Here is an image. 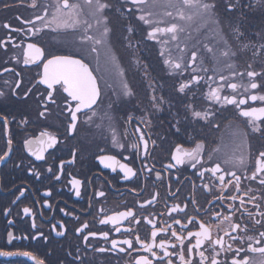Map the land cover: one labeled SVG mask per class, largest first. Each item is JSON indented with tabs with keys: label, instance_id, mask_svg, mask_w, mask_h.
Listing matches in <instances>:
<instances>
[{
	"label": "flooded vegetation",
	"instance_id": "af4514ba",
	"mask_svg": "<svg viewBox=\"0 0 264 264\" xmlns=\"http://www.w3.org/2000/svg\"><path fill=\"white\" fill-rule=\"evenodd\" d=\"M55 2L56 0H38L39 6L33 8L32 0H0V92L3 93L0 95V155L8 151L7 141L9 138L12 140L11 151L0 161V249L29 252L36 257L0 255V264H38L40 259L45 264H81L78 256L85 264H132L140 255L149 256L154 264H167L170 259L174 264H180L178 255L165 256L164 249L157 247L153 249L157 255L152 257L151 253L144 251L142 245L135 241L136 235L142 241H150V234L154 229L148 220H152L157 229L171 226L168 231L158 233L156 238L157 243L160 239L169 241V253H178L181 249L176 237L172 236V230L178 235H184V253L186 258L192 259V264H200V251H204L209 258L214 255L208 242L201 248L188 252L189 241L194 244L195 237H187V233L198 231L201 221L212 226L214 239L222 236L225 247L232 245L230 251H221L219 246L216 247L219 255L215 258L222 264L224 261L230 264L234 250L238 247L245 248L240 258L247 255L251 264H261L264 256L251 252L248 243L264 247V242L257 245L254 241H248L247 237L258 239L259 232L264 231V227L254 224V219H261L256 214V205H260V211H264V186L260 185L259 177L249 180L247 176L253 170L257 150L264 149V136L252 131L251 126L246 123L247 118L240 116L239 109L234 105H221L207 99L209 88L205 80L184 93H180L178 87L191 75L197 74L206 79L213 77L215 82L212 87H216L218 83H222L219 81L221 74L230 76V70L224 67L225 63L233 65L232 70L239 73H246L249 65L257 72L264 69V54L253 56V48L242 47L248 43L257 47L264 43L259 35L264 34V6L258 4L257 0H240L239 9L226 11L228 0H216L224 38L228 40L235 55L226 62L221 58V64L217 66L211 54L203 48V45L218 47L212 32L202 27L199 31L193 28L190 39L187 36L181 37V48L184 47L183 41L187 40L188 49L197 50L199 59L184 72H173L164 64L166 57L160 55L162 49L166 52L171 49L173 56L180 55L168 34L158 35L157 40L148 39L147 32L150 28L138 20L139 12L135 9V15H129L123 9L120 12H107L113 28L112 48L123 72L122 77L117 78L106 70L103 50L100 62L97 63L96 55L89 52L88 42L80 39V29L47 28L35 36L31 34L33 25L25 24L24 21L34 20L35 15L42 14V9L46 6L51 14V6ZM69 2L75 3L76 0ZM107 2L116 8L121 5L125 8L133 7L127 0ZM155 11L162 13L164 9ZM157 19L162 21L160 27L167 26L169 22H178L170 21V18L162 15ZM229 20L232 26L239 24L240 32L243 33L239 41L231 33ZM129 26L134 29L131 33L126 31ZM36 27H39V22ZM88 34L91 35L92 32L89 31ZM163 41L168 43H162ZM29 42L43 47L48 57L75 55L84 59L97 78L101 89V96L94 106L97 115L92 122H88L82 114H78L80 121L77 131L71 135L66 131L68 115L63 103L66 93L59 86L54 93L56 104H48L49 111L45 116L40 115L44 111V96L41 94H46L47 86L37 83L43 71L42 62H38L39 66L23 62V49ZM189 59L190 56L185 54V61ZM201 60L203 68L208 69L207 73L200 71ZM192 68H196L197 72L193 73ZM213 68L216 69L215 72ZM120 79L132 90L131 95L122 94ZM259 79L258 77L257 80ZM230 82L246 84L248 78L246 75L242 78L231 77ZM17 83L21 85L19 88L16 87ZM29 88L32 91L25 95ZM253 91L264 92V89ZM237 92L238 99L244 95L243 89H238ZM232 94L233 91L227 86L221 93ZM153 95L157 97L155 102L152 100ZM259 106L261 102L249 100L247 105L241 107ZM209 108L215 113L210 118L211 123L192 116L193 109L205 111ZM3 116L8 117L7 124L4 123ZM128 116L133 119L128 121ZM108 117L111 118L110 122ZM137 125L144 132L145 139L149 140L147 155L142 142L140 148L132 147V144L138 142ZM177 127L181 129L179 133L176 132ZM113 129L119 143L124 145L123 148L113 143ZM236 129L248 133L247 143L240 148L246 158H249L247 168L232 169L241 176L240 191H236L233 185L222 190L218 181L219 174L214 176L205 172L201 176L200 165L193 168L186 163L176 168L164 167L171 162V155L178 144L192 148L195 142L201 140L205 144V161L207 153L215 149L219 151L214 152V160L222 161L236 147L232 136ZM45 130L55 133L59 142L43 152L44 159H37L29 151L25 141L33 140L34 150L46 147L38 142L41 139L40 133ZM152 141H155V145ZM100 155L115 156L120 163L129 165L135 175L125 178V173L118 164L115 170L105 167L97 158ZM61 161L64 162L62 168ZM204 167L210 168L212 163H204ZM157 172L161 174L159 177ZM73 177L82 182L79 196L71 183ZM228 179L232 177H226V181ZM206 184L211 191L204 187ZM21 192L24 193L23 196L20 195ZM100 192L104 195H98ZM154 195L156 199L152 203H145L152 200ZM231 196H242L246 202L244 207L240 206L239 199H229ZM249 200L252 202L247 203ZM175 204H180L181 207L186 204L187 207L183 212H173L171 208ZM229 204L235 207L229 208ZM25 208L31 211L25 214ZM102 208L103 212L100 211ZM127 209L134 210L139 223L125 220L119 225L120 232H116V226L112 224L99 223L104 215ZM217 212L220 213L219 217L214 215ZM233 212L235 215L231 222L240 223L242 227L247 224V232L232 231L229 221L224 220V216L232 215ZM248 212L253 213L254 218L248 216ZM188 217L194 218L193 223H188ZM33 219L35 228L32 227ZM174 220L181 223L175 224ZM85 222L89 225L88 229L82 233L77 232L76 229ZM54 224L57 225L55 230L52 228ZM181 224L187 227H181ZM129 228L131 231H128ZM88 231H108L109 240L105 241L98 235L90 236L85 242L84 236ZM225 231L232 236H244L245 240L233 241L224 235ZM58 232L63 234L58 235ZM8 233H12L15 239L9 241ZM126 238L133 239L134 249L138 251H99L100 248H111L112 239ZM121 247L127 248L126 245ZM205 264H210V260Z\"/></svg>",
	"mask_w": 264,
	"mask_h": 264
},
{
	"label": "snow or ice",
	"instance_id": "6c2138e0",
	"mask_svg": "<svg viewBox=\"0 0 264 264\" xmlns=\"http://www.w3.org/2000/svg\"><path fill=\"white\" fill-rule=\"evenodd\" d=\"M133 7L125 8L124 5H121L120 8H116L115 5L108 3L107 0H76L75 3H70L69 0H56L55 4L51 6L53 11L51 14L49 13V7L46 6L42 9V14L35 15L34 20H25V24L33 25V28L30 29L32 35H36L38 32H43L44 29L47 28H55V29H80L82 41H87L89 44V52L91 54H95L97 57V63L99 64L101 59V50L103 63L106 70L110 74H114L115 77L120 78L123 75L122 70L119 67L118 58L112 48V37H113V28L110 26V19L107 12H120L122 9L127 11L129 15H135L134 9L139 12L138 20L142 21L145 25H148L150 31L147 32V38L151 40H157L158 35L160 34H168L170 40L175 42V49L180 53L178 56L172 55V50L168 49L167 52L165 50H161L160 55L165 56L164 64L168 65L169 69L173 72H184L187 71L190 65H195L199 59L198 52L194 48L192 50L188 49V41L184 40V47L181 48V37L187 36L189 39L191 38V30L196 28L197 31L200 28H204L206 31L210 30L213 34L214 41L218 47H210L208 45H203V48L207 53H210L213 61L217 66L221 64V58L226 62L231 59L235 53L232 51V47L229 44L228 40L224 38L223 30L221 28V18L217 11L218 4L216 0H127ZM257 3L261 6H264V0H257ZM31 6L33 8H37L38 0H32ZM8 7V5H5ZM162 8L164 11L161 13L159 11H155V9ZM240 8V0H228V3L225 5V10H234ZM170 18V21H178V22H169L167 26L160 27L162 21L157 19L160 16ZM39 22V27H36V23ZM5 27H10L9 25H5ZM229 27L231 29V33L234 38L239 41L243 33L240 32L239 24L236 26H232L231 20H229ZM89 31L92 32L89 35ZM127 32L131 33L134 29L129 26L126 29ZM260 39L264 41V34H259ZM23 43V42H21ZM162 43L167 44L168 41H163ZM222 46V47H220ZM243 48H253V56L258 54H264V43H261L258 47L255 44L248 43L243 44ZM185 54L190 56L188 61H185ZM23 62L24 64H37L38 62H42L43 71L40 74V79L37 81L39 84L46 85L45 93L41 94L44 96V102L42 106L44 107V111L40 112L41 116H45V114L49 111L48 104L55 105L56 99L54 93L57 90V86H59L66 96L64 97L63 103L65 105L64 111L68 115V124L66 131L68 134H73L77 131L78 122L80 121V115L82 114L88 122H92L93 117L97 115L94 110V106L97 105V102L101 96V89L97 83V78L93 74V70L90 68L89 64L85 62L84 59L78 58L75 55H51L50 57L46 56L45 49L41 47L37 43L29 42L26 47L23 49ZM201 67L200 71H204L207 73L208 69L203 68V61H200ZM224 67H227L230 70V76L225 77L224 75L219 76V81L222 83H218L216 87H212V83H214L213 77H207L200 75H191L189 79L181 82L178 87V91L180 93H184L186 90L191 91L192 86L199 85L201 80H205L208 83L209 91L207 92V99L221 105H234L239 109V115L247 118L246 123L249 124L252 128L253 132L260 133L264 136V92L261 91H253L264 89V69L257 72L252 69V65H249V70L246 73H239L233 71V65L224 64ZM215 68L213 71L215 72ZM192 72L196 73L197 69L192 68ZM247 76L248 82L244 83H232L230 82L231 77H244ZM260 78L257 80V78ZM121 91L124 95H131L132 90L129 88L127 83L120 79ZM21 85L17 83L16 87L19 88ZM227 86L233 91L232 95H221L223 89ZM238 89H243L244 95L238 99L239 93ZM32 91L29 88L25 95H28ZM0 95H3L0 92ZM153 102L157 100V97L153 95ZM163 100V97L160 98ZM259 101L261 102V106L259 107H241L242 105H247L248 102ZM158 106V105H157ZM190 107V106H189ZM91 113V115H89ZM107 115V114H105ZM193 117H200L203 120L209 121L211 123V119L215 116V113L211 110V108L205 111H197L195 109L192 110ZM5 124L8 123V117H2ZM109 122L111 118L108 117ZM128 121H131L133 117L128 116ZM26 122V121H25ZM143 122V121H142ZM150 122V121H149ZM179 123V122H177ZM111 127V123H109ZM181 129L179 127L176 128V132L179 133ZM136 132L139 133L138 142L132 144L133 148H140L142 142V147L145 155L148 154V146L149 140L145 139V134L140 130L139 125H137ZM247 135L248 133L241 129H236L233 133V144L236 147L233 148L231 154H227L222 161L214 160V152H218L219 149H215L212 152L207 153V161H205V144L204 141L195 142V146L192 148H185L183 145L178 144L171 155L170 163L165 165L167 168H176L178 165L190 164L191 167L195 168L197 165H200L201 172L200 175L203 176L205 172H209L212 175H218V181L223 190L228 185H233L236 191H240L241 184V176L236 174V171L232 169H245L247 168L249 158L240 151V148L243 147L247 143ZM39 143L46 145V147H42L39 150H34L32 145L34 143L33 140H26L25 144L28 145L29 151L32 152L33 155L37 157V159H44L43 152L46 151L47 148H51L55 146L59 141L58 137L55 133L48 132L47 130L42 131L40 133ZM46 138V139H44ZM113 143H115L118 147L123 148L124 145L119 143V140L116 137L115 131L113 129ZM155 145V141L151 142ZM12 140L11 138L7 141L8 151H5L3 155H0V161H2L5 156L9 154L11 151ZM258 154L256 155L253 162V170L251 174L247 176L249 180H256L259 177L260 185L264 186V149L257 150ZM75 158V152H73V159ZM99 161L104 164L105 167H110L115 170V166L118 164L119 167L124 171L125 178L135 175V171L129 167L127 164L120 163L115 156L110 155H100L97 157ZM212 163V167L205 168L204 163ZM63 161H61V168L63 167ZM223 165V167H222ZM148 171H152V169H147ZM51 171V169H49ZM157 177L161 174L159 172L156 173ZM226 177H232V179H228L226 181ZM59 177H57L58 179ZM234 181V183H233ZM71 183L73 187L76 189V195H80V187L82 182L75 177L72 178ZM206 189L211 191L209 185H204ZM133 191H135L133 189ZM24 195L23 192L20 194ZM98 195L103 196L104 193L100 192ZM158 195V194H157ZM222 198V197H221ZM19 199V197H17ZM156 199L154 195L152 200L146 201L145 203H152ZM229 199L235 201L237 199L240 200V206L244 207L245 200L242 196H231ZM252 200H255V197H252ZM252 200H249L247 203H251ZM143 207V205H141ZM187 207L185 204L181 207L180 204H175L172 206L171 211L173 212H183ZM233 204H229V208H234ZM257 213L261 219H254L255 225H261L264 227V211H260V205H256ZM238 210V209H237ZM31 209L25 208V214L29 213ZM101 212L104 211L102 208ZM219 217L220 213L217 212L214 214ZM235 215L233 212L232 215L224 216L225 221H229L230 227L232 231H248L247 224L242 225L240 223H232V216ZM243 216V213L241 214ZM248 216L254 218V214L248 212ZM129 220L130 223L135 222L139 223V219L136 216V213L132 209H127L126 211L113 212L111 215H104L103 219L99 221L100 224H112L115 227L116 232H120L121 229L119 225L122 224L123 221ZM194 218L188 217V223H193ZM149 224H153V231L151 232L150 241H142L139 235L134 237L135 241L139 242L143 250L151 253L152 257H156V252L153 251L154 248L164 249V255H178L180 264H192L191 258H186L184 253V241L186 237L182 234L178 235L175 230H172V236L176 237L178 243L181 245L180 251L177 252H168L169 241L165 239H160L157 243V236L160 232L168 231V226L166 228H155V225L152 220H148ZM173 223L180 224L181 222L178 220H174ZM62 223L60 227H62ZM32 227L35 228V220L33 219ZM89 225L85 222L80 228H77V232H84L88 229ZM181 227H187V225L181 224ZM219 227V225H217ZM52 228L55 230L57 225H52ZM131 231V228L128 229ZM39 235H43V233H38ZM58 235H62V232H58ZM102 237L105 241L109 240L110 232H93L88 231V234L84 236L85 242L88 241V238ZM225 236H229L231 240L236 241L245 240L244 236H232L228 231L224 232ZM187 237H195V243L192 244L189 241L190 247L188 248V252L191 253L193 249H199L201 246L208 242L209 247L212 248L214 255L209 258L205 255L204 251L199 252L200 264H205L206 261L210 260V264H222L221 261L217 260L215 257L219 255V252L216 251V247L219 246L221 251H230L232 250V245L228 244L225 247V240L222 236H217L215 239L212 235V226L206 225L203 221L199 223V230L195 232L189 231L187 233ZM9 241L15 239L12 233H8ZM248 241H254L255 244L259 245L264 242V231L259 232V238L248 236ZM111 248H100V252L105 251H113L118 250L120 252H125L127 249H134L133 239L126 238L123 240L112 239L110 240ZM121 245H126L127 248L121 247ZM175 247V245H172ZM248 249L253 253H259L261 256H264V247H255L253 243H248ZM138 251V250H137ZM235 254L231 259L230 264H251V261L247 255L243 258H240V254L245 252V248L238 247L235 250ZM0 255L4 256H12V255H28L32 256L33 259L36 257L29 252H10L4 251L0 249ZM78 260H81V264H85V262L81 259V257H77ZM38 264H45L43 259L38 261ZM132 264H154V260L150 259L149 256L140 255L138 256ZM167 264H174V262L170 259ZM223 264H228V261H224ZM264 264V261L261 262Z\"/></svg>",
	"mask_w": 264,
	"mask_h": 264
}]
</instances>
